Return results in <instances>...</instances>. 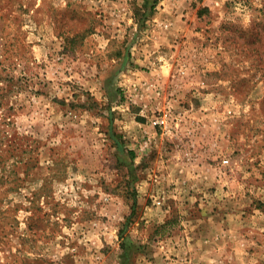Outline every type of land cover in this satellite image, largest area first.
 Masks as SVG:
<instances>
[{
  "label": "rangeland",
  "instance_id": "rangeland-1",
  "mask_svg": "<svg viewBox=\"0 0 264 264\" xmlns=\"http://www.w3.org/2000/svg\"><path fill=\"white\" fill-rule=\"evenodd\" d=\"M152 3L0 0V264H264V0Z\"/></svg>",
  "mask_w": 264,
  "mask_h": 264
},
{
  "label": "built area",
  "instance_id": "built-area-1",
  "mask_svg": "<svg viewBox=\"0 0 264 264\" xmlns=\"http://www.w3.org/2000/svg\"><path fill=\"white\" fill-rule=\"evenodd\" d=\"M165 117H161L157 122L156 124H159V125H165ZM223 163H227V161H223Z\"/></svg>",
  "mask_w": 264,
  "mask_h": 264
},
{
  "label": "trees",
  "instance_id": "trees-1",
  "mask_svg": "<svg viewBox=\"0 0 264 264\" xmlns=\"http://www.w3.org/2000/svg\"><path fill=\"white\" fill-rule=\"evenodd\" d=\"M155 2H156V0H153L151 7L147 8V14L153 13L152 11H153V8H154L153 6H154Z\"/></svg>",
  "mask_w": 264,
  "mask_h": 264
}]
</instances>
